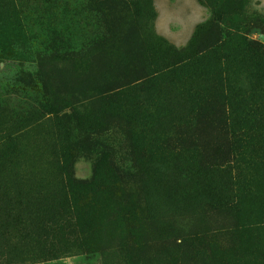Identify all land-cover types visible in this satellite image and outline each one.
I'll use <instances>...</instances> for the list:
<instances>
[{
  "label": "rangeland",
  "instance_id": "rangeland-1",
  "mask_svg": "<svg viewBox=\"0 0 264 264\" xmlns=\"http://www.w3.org/2000/svg\"><path fill=\"white\" fill-rule=\"evenodd\" d=\"M101 3L0 0V264H264V0Z\"/></svg>",
  "mask_w": 264,
  "mask_h": 264
},
{
  "label": "trees",
  "instance_id": "trees-1",
  "mask_svg": "<svg viewBox=\"0 0 264 264\" xmlns=\"http://www.w3.org/2000/svg\"><path fill=\"white\" fill-rule=\"evenodd\" d=\"M210 9V20L201 26L197 33L195 34V39L191 47H194L200 40L204 39L208 45H212L215 42V34H212V31L216 29L214 23L218 20V17L222 10H225L226 7L224 5V0H205ZM101 5L103 8L108 10V13L114 15L117 13L118 7H131L132 15H145L147 12L151 14L150 8V0H101ZM142 6V7H141ZM157 39V38H156ZM159 40V39H158ZM160 43L163 44L161 40ZM204 42V41H203ZM253 48L257 46V44L253 43ZM260 50L261 47L257 46ZM255 48V51H259ZM248 64H251L252 72L249 73V77L253 80L260 79V73L258 72V68L260 65L264 66V50L262 49L258 57H253L248 60ZM225 161H228V157Z\"/></svg>",
  "mask_w": 264,
  "mask_h": 264
}]
</instances>
